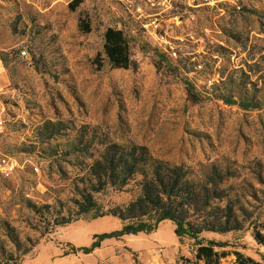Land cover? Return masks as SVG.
I'll return each mask as SVG.
<instances>
[{"label": "rangeland", "instance_id": "374dc122", "mask_svg": "<svg viewBox=\"0 0 264 264\" xmlns=\"http://www.w3.org/2000/svg\"><path fill=\"white\" fill-rule=\"evenodd\" d=\"M71 1L0 0V155L23 163L9 176L0 174V239L7 223L28 251L11 264H193L192 240H179L170 221L150 234L105 239L89 254L81 249L95 236L120 230V220L78 216L41 235L45 222L29 203L50 206L59 220L74 214L72 200L103 142L142 145L159 159L194 169L230 163L240 175L229 182L232 188L256 195L246 197L251 219L239 231L201 238L222 245L215 247L225 253L220 264H238L235 253L264 264V249L251 236V223H264V185L252 174L256 163L264 171V0H171L161 19L170 37L182 39L177 58L160 57L155 41L131 23L136 68L126 70L112 69L102 49L105 29L123 22L121 7L84 0L70 10ZM83 24L89 32L80 30ZM217 96L260 107L244 110ZM47 122L61 128L43 140ZM94 198L114 206L130 195L109 190Z\"/></svg>", "mask_w": 264, "mask_h": 264}, {"label": "trees", "instance_id": "16d2710c", "mask_svg": "<svg viewBox=\"0 0 264 264\" xmlns=\"http://www.w3.org/2000/svg\"><path fill=\"white\" fill-rule=\"evenodd\" d=\"M83 2L84 0H72L69 3L70 10ZM131 23L135 24L125 18L122 24H118L116 28L108 27L103 33L102 49L112 69L136 68L128 44L127 28ZM79 28L85 33L89 32L88 24L80 25ZM159 53L160 57L167 56L160 49ZM186 88L188 96L195 97L192 86L187 84ZM217 98L244 110L260 107L257 102L240 97L235 100L221 96ZM60 128L61 124L58 122L45 123L43 131L47 133L43 140L53 138ZM102 144V152L88 166L87 178L77 193L78 198L72 200L74 214L59 220L50 206L36 207L29 203L35 217L40 222H45L41 235L52 233L54 228L67 225L78 216L89 215L91 220L112 216L120 220V230L95 236L89 247L81 249L84 254H89L99 248L105 239L150 234L160 223L170 221L174 225V235L179 240H192L195 246L193 264H220L225 253H218L215 247L222 245L212 241L204 243L201 234L222 235L241 230L244 222L251 219V214L245 207L246 197H256L255 194H246L244 186L232 188L229 182L238 179L240 175L231 169L230 163L225 166L210 163L194 169L183 163L159 159L142 145L130 142ZM252 174L258 184L264 185V171L260 163H256ZM109 190L128 193L130 199L114 206L99 204L94 194H105ZM251 224L253 240L264 249V223ZM2 229L5 239H0V264L19 262L28 252L26 247L13 227L3 223ZM235 256L238 264H261L239 253H235Z\"/></svg>", "mask_w": 264, "mask_h": 264}, {"label": "built area", "instance_id": "2783aa9c", "mask_svg": "<svg viewBox=\"0 0 264 264\" xmlns=\"http://www.w3.org/2000/svg\"><path fill=\"white\" fill-rule=\"evenodd\" d=\"M171 0H111L116 7H121L124 12V17L135 23L140 29L155 41L156 46L164 54L171 59L177 58L178 45L176 41H182L177 37H170L167 31L164 29L163 24L165 20L161 19V14L164 12L163 8L169 6ZM161 9V10H159ZM124 18V19H125ZM120 28V26L118 27ZM27 56L25 49L19 51V57L24 58ZM195 71H200L202 65L197 63L194 66ZM2 89L0 88V95H2ZM4 106L0 104V136L5 129V122L3 118ZM23 163H20L14 157L1 154L0 155V174L3 176H9L19 169H22ZM34 172H38V167H32Z\"/></svg>", "mask_w": 264, "mask_h": 264}]
</instances>
